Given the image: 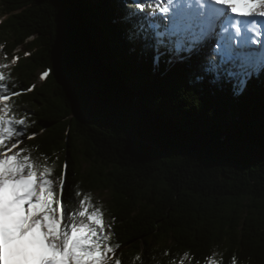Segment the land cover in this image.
Here are the masks:
<instances>
[{
    "label": "trees",
    "instance_id": "16d2710c",
    "mask_svg": "<svg viewBox=\"0 0 264 264\" xmlns=\"http://www.w3.org/2000/svg\"><path fill=\"white\" fill-rule=\"evenodd\" d=\"M132 2L0 0L17 60L0 72L36 133L24 149L65 179L70 209L79 191L107 216L121 264H264V69L240 94L204 72L221 35L154 62Z\"/></svg>",
    "mask_w": 264,
    "mask_h": 264
},
{
    "label": "snow or ice",
    "instance_id": "6c2138e0",
    "mask_svg": "<svg viewBox=\"0 0 264 264\" xmlns=\"http://www.w3.org/2000/svg\"><path fill=\"white\" fill-rule=\"evenodd\" d=\"M127 9L146 22L140 28L156 48L154 62L165 55L161 47L190 59L221 35L214 49L221 59L205 56L204 72L231 81L240 94L248 78L264 69V0H133ZM13 87L0 72V102H9L0 103V264H121L113 259L119 245L110 243L111 226L102 211L87 197L78 199L79 191L70 209L62 202L63 177L57 182L47 167L38 172L27 150L19 148L26 135L31 139L36 133L27 134L30 117L11 105V97L20 94ZM206 264L217 262L208 258Z\"/></svg>",
    "mask_w": 264,
    "mask_h": 264
},
{
    "label": "rangeland",
    "instance_id": "374dc122",
    "mask_svg": "<svg viewBox=\"0 0 264 264\" xmlns=\"http://www.w3.org/2000/svg\"><path fill=\"white\" fill-rule=\"evenodd\" d=\"M249 19H253V18H249ZM2 21V16H1V13H0V22ZM218 31H221V29H217V32ZM226 36H227V34L225 33L224 34V38H226ZM233 43L234 44H236V43H238V39H236V38H234L233 39ZM1 48V47H0ZM16 52V51H15ZM15 63H17V60L14 58H11L10 60H7L4 56H3V54H2V51H1V49H0V70L1 69H3V70H7L8 68H10L12 65H14ZM44 72H46L45 70H41L40 72H39V83H42L43 81H44V78H42V74L44 73ZM0 103H4V104H7L8 102H0ZM27 141H28V139L26 138V136L23 138V143L22 144H20V146H19V148H22V149H24L25 148V146H26V144H27ZM13 151H18V149H14ZM46 166H44V165H38V166H36V170L38 171V172H40V171H43V169L45 168ZM48 168V167H47ZM49 169V168H48ZM49 173H50V175L52 176V178L54 179V180H57V182H58V179L61 177L60 175H58V174H53V173H51L50 172V169H49ZM64 179V178H63ZM66 181H65V179H64V187H63V194H64V192H65V189H66ZM57 191L59 192V188H57ZM98 197H99V199H100V201L101 202H106L107 201V199H108V196H107V194H103V195H98ZM63 202V201H62ZM103 218H104V220H105V222L107 223V224H109V220H108V218H107V216H105L104 214H103ZM111 255V254H110ZM114 258V257H113Z\"/></svg>",
    "mask_w": 264,
    "mask_h": 264
}]
</instances>
